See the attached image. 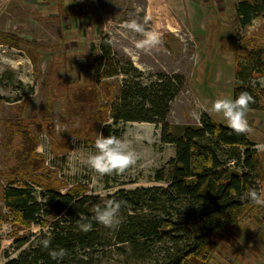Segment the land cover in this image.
Wrapping results in <instances>:
<instances>
[{"label":"rangeland","instance_id":"obj_1","mask_svg":"<svg viewBox=\"0 0 264 264\" xmlns=\"http://www.w3.org/2000/svg\"><path fill=\"white\" fill-rule=\"evenodd\" d=\"M165 1L0 0V228L4 229L0 264L17 256L16 236L43 231L6 210V184L34 181L40 185L39 192L46 187L107 192L103 176L85 164L96 151L95 141L103 135L109 106L121 84L117 76L98 82L90 67L95 53L91 45L98 47L104 34L110 36L117 57L131 60L140 69L185 76L186 84L168 117L174 133L185 124L199 125L203 111L225 124L222 114L211 111L212 103L232 99L236 53L243 61L244 55L264 46V14L241 27L232 2L223 11L202 8L200 17L208 21L210 31L206 40ZM130 20L141 23L146 33L158 34L160 43L140 48L138 42L145 36L125 29ZM257 85L264 91V76ZM261 105L262 110L247 112L250 136L264 130V121L260 124L264 92ZM123 127L121 139L129 142L139 159L125 173L113 174L110 182L136 181L126 188L157 184L150 179L155 169L175 156L174 147L161 142L160 128L153 123L128 122ZM260 197L264 198V190ZM238 231L235 225L214 235L218 249L207 264H236ZM120 260L114 257L113 264Z\"/></svg>","mask_w":264,"mask_h":264},{"label":"trees","instance_id":"obj_2","mask_svg":"<svg viewBox=\"0 0 264 264\" xmlns=\"http://www.w3.org/2000/svg\"><path fill=\"white\" fill-rule=\"evenodd\" d=\"M261 14L264 0L238 2L241 27ZM91 51L95 53L89 63L98 82L121 77L109 120L102 126L103 136L121 139L124 124L153 123L160 128L161 142L174 147L175 156L155 169L150 179L154 185L126 188L136 181L111 183L112 175H104V195L54 187L39 192L34 181L9 182L3 189L6 210L43 231L16 236L13 243L19 252L5 264H106L107 259L113 264L114 257L121 258L118 264H207L218 249L214 235L237 225L254 207L249 190L260 196L264 190L258 143L206 111L201 112L199 125L185 124L174 133L168 117L186 84L182 73L146 71L117 57L108 34L98 47L92 44ZM244 57L240 61L236 53L232 100L247 92L254 99L249 110H262L264 91L257 80L264 76V46ZM108 200L121 203V223L115 229L93 219L94 207ZM88 222L92 230L82 231L80 225ZM45 239L51 241L49 248L41 243ZM60 249L65 252L63 259H52L49 252Z\"/></svg>","mask_w":264,"mask_h":264},{"label":"clouds","instance_id":"obj_3","mask_svg":"<svg viewBox=\"0 0 264 264\" xmlns=\"http://www.w3.org/2000/svg\"><path fill=\"white\" fill-rule=\"evenodd\" d=\"M125 29L140 33L145 39L138 42L140 48H151L160 43V37L156 33H146L144 26L136 20H130L125 23ZM254 103L253 97L247 92H242L236 99L220 98L212 103L211 111L216 114H222L229 127L236 134L248 133L251 129L246 119L249 105ZM95 153L87 156L85 164L100 176L123 174L129 168L133 167L138 159L139 154L132 149L128 141L109 135L100 137L95 141ZM95 194V193H93ZM248 199L256 204L264 205V199H261L256 190L248 192ZM121 203L115 200H108L103 205H96L93 209V219L109 229L118 228L121 223L120 219ZM92 223H84L80 228L84 232L92 230ZM44 248H49L51 241L45 239L42 242ZM49 255L54 260L63 259L65 252L63 249L51 250Z\"/></svg>","mask_w":264,"mask_h":264},{"label":"crops","instance_id":"obj_4","mask_svg":"<svg viewBox=\"0 0 264 264\" xmlns=\"http://www.w3.org/2000/svg\"><path fill=\"white\" fill-rule=\"evenodd\" d=\"M239 1L241 0L237 2L234 0H167L165 2L170 10L176 9L178 16L182 17V22L187 25H193L196 31L206 39L210 36V31H208V21L200 17L201 9L207 7L223 11L226 9V3L232 2L235 4L234 7L237 14ZM220 24L222 25V22ZM220 31L223 32L224 30ZM213 37L216 38V36ZM216 39L224 40L221 36ZM263 121L264 119H261L260 124ZM225 123L227 124V122ZM251 125L256 126L255 124ZM247 134L258 143V152L264 162V130H261V134L257 137ZM236 230H239L236 233V264H264V205L255 204L251 211L236 225ZM212 259L213 257L210 261Z\"/></svg>","mask_w":264,"mask_h":264},{"label":"built area","instance_id":"obj_5","mask_svg":"<svg viewBox=\"0 0 264 264\" xmlns=\"http://www.w3.org/2000/svg\"><path fill=\"white\" fill-rule=\"evenodd\" d=\"M4 231V229H2V228H0V241H1V239H2V232Z\"/></svg>","mask_w":264,"mask_h":264}]
</instances>
